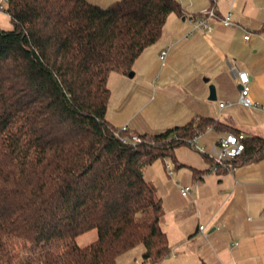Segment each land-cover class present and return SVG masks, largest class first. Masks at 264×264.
<instances>
[{
	"label": "trees",
	"instance_id": "obj_1",
	"mask_svg": "<svg viewBox=\"0 0 264 264\" xmlns=\"http://www.w3.org/2000/svg\"><path fill=\"white\" fill-rule=\"evenodd\" d=\"M173 13L184 15L178 0H9L11 27L0 25V264H116L138 246L144 264L170 255L144 170L166 158L182 167L177 148L209 128L240 133L201 118L135 133L134 144L121 139L131 130L108 120L110 75H129ZM244 143L237 167L264 160V137ZM94 229L97 240L79 246Z\"/></svg>",
	"mask_w": 264,
	"mask_h": 264
},
{
	"label": "crops",
	"instance_id": "obj_2",
	"mask_svg": "<svg viewBox=\"0 0 264 264\" xmlns=\"http://www.w3.org/2000/svg\"><path fill=\"white\" fill-rule=\"evenodd\" d=\"M178 1L184 15L168 17L161 38L136 59L134 77L112 73L109 78L112 105L115 87L130 99L125 108L144 101L157 130H140L138 116L132 120L125 114L118 122L109 110L108 120L117 128L128 125L133 133L152 134L214 118L246 136L264 137V109L239 104L240 84L232 69L248 73L250 98L264 106V0ZM211 8L217 17H208L210 31L191 21ZM229 13L233 24L227 27L221 19ZM0 25L11 27L9 15L0 14ZM163 51H168L165 61ZM211 85L214 101L209 99ZM159 107L163 110L157 112ZM209 131L216 133V142L228 133ZM180 164L177 180L166 164L172 180L160 181V186L145 175L148 167L144 170L162 202L161 226L171 246L160 264H264V160L238 166L235 172H213L210 162L201 168ZM193 169L203 173L196 175ZM184 186L193 188L190 197L181 194ZM143 251L128 252L116 264H144Z\"/></svg>",
	"mask_w": 264,
	"mask_h": 264
},
{
	"label": "built area",
	"instance_id": "obj_3",
	"mask_svg": "<svg viewBox=\"0 0 264 264\" xmlns=\"http://www.w3.org/2000/svg\"><path fill=\"white\" fill-rule=\"evenodd\" d=\"M9 4V0H0V14H7V7ZM201 17L198 20L191 19L192 22H195L197 27L204 28L208 31L212 29L211 25L208 23V17H217L216 11L214 9H208L200 13ZM8 15V14H7ZM221 22L224 26H231L233 24L232 16L229 13L228 15L222 17ZM250 36H246V39H249ZM168 51H163L160 55L162 61H165L167 57ZM233 71L236 72L239 84H240V99L239 104L251 107V108H262V106L258 102H254L250 98V77L247 72L239 71L236 66L232 67ZM226 104L221 103L220 106L224 107ZM211 130L210 128L206 131ZM120 132H128L130 131L129 126L126 125L122 127ZM203 133L199 132L189 143L192 147L197 148L204 156H207L211 161V169L213 172L220 171H228L235 172L237 166L235 165V161L239 158L244 150H245V133H232L228 132L223 134L218 141L213 145L212 149L208 150L204 146L198 145V137ZM120 136V133H117ZM121 139L124 143H134L137 144L141 142V137L133 132H130L128 136H121ZM167 169L169 170V174H173L174 170L171 169L170 164H167ZM193 188L191 186H184L181 188V194L184 197H190L192 194ZM200 231H205V226L200 225Z\"/></svg>",
	"mask_w": 264,
	"mask_h": 264
},
{
	"label": "rangeland",
	"instance_id": "obj_4",
	"mask_svg": "<svg viewBox=\"0 0 264 264\" xmlns=\"http://www.w3.org/2000/svg\"><path fill=\"white\" fill-rule=\"evenodd\" d=\"M116 1L118 0H92L91 2L103 7H107ZM114 92H115V98H114L115 104L113 106L112 105L113 102L111 103V99H110V103L108 107L109 115L114 114L118 122L122 121V119L125 117V114H128L127 118L130 117L132 120H134L138 116L137 120L139 124L138 127H140V130H145V131H151L150 129H153L152 131L157 130L154 129L156 128L154 125L155 123L152 117L149 115L151 114V108L149 109L144 101L141 100L132 101L131 105L128 108H125L130 99L126 101V98H122V94L120 90L119 89L116 90V87ZM124 108L125 110L123 112ZM156 110L157 112H160V110H163V107H159ZM197 141L199 146H206L207 149L210 150L212 149L213 145L216 142V133L205 131L201 136L198 137ZM176 157L178 162L190 166H194L197 168H201V166H203L204 164L207 165L208 163L205 162L206 159L204 158V155L197 148H194L191 145H183L177 148ZM166 164H170L171 169L174 170L175 175L173 178L176 180L178 178V173L183 169V167L180 168L177 167L176 163L170 158L156 160L145 171V175L147 176V178L153 180L155 186H160V181L164 182L166 180H172V178L169 177L167 173L168 171L166 170L165 167ZM97 238H98V232L97 230L94 229L80 235L77 238V244L81 247H85L96 241ZM143 248H144L143 246H138L134 250H131L129 252L137 253L138 251H140V249Z\"/></svg>",
	"mask_w": 264,
	"mask_h": 264
},
{
	"label": "water",
	"instance_id": "obj_5",
	"mask_svg": "<svg viewBox=\"0 0 264 264\" xmlns=\"http://www.w3.org/2000/svg\"><path fill=\"white\" fill-rule=\"evenodd\" d=\"M129 77H131V78L134 77V72L133 71L129 74ZM209 99L213 100V101L217 99L216 89H215L214 85L210 86V97H209Z\"/></svg>",
	"mask_w": 264,
	"mask_h": 264
}]
</instances>
